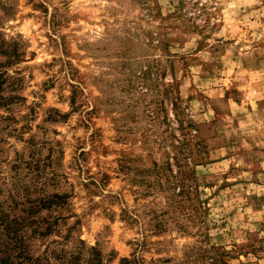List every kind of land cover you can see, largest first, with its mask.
<instances>
[{
    "label": "rangeland",
    "instance_id": "obj_1",
    "mask_svg": "<svg viewBox=\"0 0 264 264\" xmlns=\"http://www.w3.org/2000/svg\"><path fill=\"white\" fill-rule=\"evenodd\" d=\"M8 215L50 264H264V0H0Z\"/></svg>",
    "mask_w": 264,
    "mask_h": 264
},
{
    "label": "trees",
    "instance_id": "obj_2",
    "mask_svg": "<svg viewBox=\"0 0 264 264\" xmlns=\"http://www.w3.org/2000/svg\"><path fill=\"white\" fill-rule=\"evenodd\" d=\"M61 200V196H53L51 199L43 200L41 204L38 205V208L42 207L43 209H51L52 207L59 206ZM33 209L28 210L27 216L33 214ZM7 218L0 220V226L3 229L2 236L4 237V242L1 241L2 247L0 248V264H50V260L47 257L43 259H36L34 260L31 257V251L27 246V238L23 235V229L27 225H35L37 222L36 220H28V219H12L10 216H6ZM27 223V224H26ZM52 224H45V227L36 226L32 234L33 236L38 235L40 237H45L52 231ZM32 236V237H33ZM3 242V243H2ZM94 251L93 248L90 249ZM56 258H53L56 260ZM71 262H75V264H79L82 259L80 253L76 256H70ZM16 261V263H15ZM44 261V263H42ZM122 262L128 263L127 260H122ZM70 264V261L67 263ZM72 264V263H71Z\"/></svg>",
    "mask_w": 264,
    "mask_h": 264
}]
</instances>
